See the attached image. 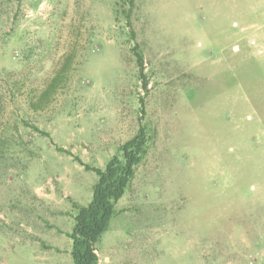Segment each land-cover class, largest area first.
Returning a JSON list of instances; mask_svg holds the SVG:
<instances>
[{
    "label": "rangeland",
    "instance_id": "374dc122",
    "mask_svg": "<svg viewBox=\"0 0 264 264\" xmlns=\"http://www.w3.org/2000/svg\"><path fill=\"white\" fill-rule=\"evenodd\" d=\"M141 130L99 264H264V0H0V264H74Z\"/></svg>",
    "mask_w": 264,
    "mask_h": 264
},
{
    "label": "trees",
    "instance_id": "16d2710c",
    "mask_svg": "<svg viewBox=\"0 0 264 264\" xmlns=\"http://www.w3.org/2000/svg\"><path fill=\"white\" fill-rule=\"evenodd\" d=\"M147 143L146 132L141 130L123 145L121 156H114L104 169H91L98 181L90 203L77 208L75 226L69 235L73 242L74 264H99L96 246L108 230L116 205L134 179L137 166L147 154ZM58 150L69 153L65 149Z\"/></svg>",
    "mask_w": 264,
    "mask_h": 264
}]
</instances>
